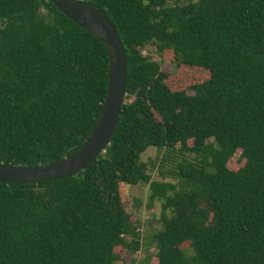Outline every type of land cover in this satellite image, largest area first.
I'll list each match as a JSON object with an SVG mask.
<instances>
[{"label":"trees","instance_id":"trees-1","mask_svg":"<svg viewBox=\"0 0 264 264\" xmlns=\"http://www.w3.org/2000/svg\"><path fill=\"white\" fill-rule=\"evenodd\" d=\"M82 1L125 50L118 123L78 173L0 183V264H264V0ZM149 45L195 81L171 91L143 55ZM108 62L106 46L50 0H0V164L37 167L79 150ZM236 153L243 164L229 168ZM138 185L148 209L160 203V226L145 236L123 192Z\"/></svg>","mask_w":264,"mask_h":264},{"label":"water","instance_id":"water-1","mask_svg":"<svg viewBox=\"0 0 264 264\" xmlns=\"http://www.w3.org/2000/svg\"><path fill=\"white\" fill-rule=\"evenodd\" d=\"M75 25L101 41L109 54L107 92L97 121L84 144L74 154L53 164L23 167L0 164V183L37 184L59 180L95 164L114 133L124 103L126 55L112 23L82 0H50Z\"/></svg>","mask_w":264,"mask_h":264},{"label":"rangeland","instance_id":"rangeland-1","mask_svg":"<svg viewBox=\"0 0 264 264\" xmlns=\"http://www.w3.org/2000/svg\"><path fill=\"white\" fill-rule=\"evenodd\" d=\"M143 55H148L151 58V64H153L154 68H161V70L165 73H167L168 77L165 80L166 85L169 87L171 91H177L188 84H192L195 79L190 74L189 70H184L183 68H175L173 64L172 59V52L164 51V53L161 56L157 55L156 48L152 45H149L144 51ZM161 60V62H159ZM156 62H158L160 65L159 67L156 66ZM206 77H204L202 80H205ZM157 156L156 150L153 148L147 150L145 154L142 156V160L144 162H150L154 161L155 157ZM239 153H236V155L231 159L230 164L228 165L229 168H236L239 166H242L243 161L242 159H239ZM152 179L153 180H161L157 176L156 171L151 172ZM148 186L147 185H138L136 187H123V192L125 196L127 197V201L129 203L133 204V200L136 202L135 207L132 211V219L139 220L140 224V233L141 236H145L146 232H149L150 230H156L159 228V219H160V203L155 202L154 205L151 208H147V199H148ZM133 206L130 207V211ZM146 245L143 244V248ZM185 254H190L191 251L188 248L187 244H184L180 247ZM155 252V249L153 248V245L150 246V248L143 249L142 252L137 253L134 258L136 261H140L144 258L145 255L151 254ZM131 257H125V261L127 264H129ZM156 260L154 258H150L148 264H156Z\"/></svg>","mask_w":264,"mask_h":264}]
</instances>
